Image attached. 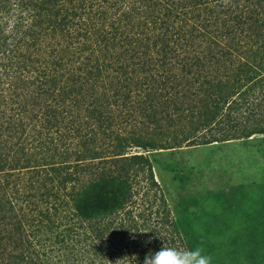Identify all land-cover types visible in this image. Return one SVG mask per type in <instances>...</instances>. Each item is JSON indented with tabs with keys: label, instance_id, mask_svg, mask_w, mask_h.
<instances>
[{
	"label": "trees",
	"instance_id": "16d2710c",
	"mask_svg": "<svg viewBox=\"0 0 264 264\" xmlns=\"http://www.w3.org/2000/svg\"><path fill=\"white\" fill-rule=\"evenodd\" d=\"M254 134L264 0H0V264L191 247L150 155Z\"/></svg>",
	"mask_w": 264,
	"mask_h": 264
},
{
	"label": "rangeland",
	"instance_id": "374dc122",
	"mask_svg": "<svg viewBox=\"0 0 264 264\" xmlns=\"http://www.w3.org/2000/svg\"><path fill=\"white\" fill-rule=\"evenodd\" d=\"M150 160L191 247L202 244L213 264H264L263 134L183 144Z\"/></svg>",
	"mask_w": 264,
	"mask_h": 264
},
{
	"label": "clouds",
	"instance_id": "9594fccd",
	"mask_svg": "<svg viewBox=\"0 0 264 264\" xmlns=\"http://www.w3.org/2000/svg\"><path fill=\"white\" fill-rule=\"evenodd\" d=\"M131 239H135L134 234ZM153 239L154 237H149L144 243L150 244ZM138 260L139 257L135 253L128 257L129 264H138ZM142 264H213V257L206 252L202 244L184 248L162 245L156 251L146 252Z\"/></svg>",
	"mask_w": 264,
	"mask_h": 264
}]
</instances>
